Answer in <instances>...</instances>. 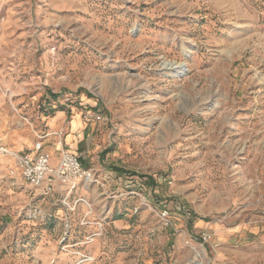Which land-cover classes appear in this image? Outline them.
Wrapping results in <instances>:
<instances>
[{
	"label": "rangeland",
	"instance_id": "374dc122",
	"mask_svg": "<svg viewBox=\"0 0 264 264\" xmlns=\"http://www.w3.org/2000/svg\"><path fill=\"white\" fill-rule=\"evenodd\" d=\"M53 105L95 114L69 195L14 155ZM0 264H264V0L1 6Z\"/></svg>",
	"mask_w": 264,
	"mask_h": 264
},
{
	"label": "built area",
	"instance_id": "2783aa9c",
	"mask_svg": "<svg viewBox=\"0 0 264 264\" xmlns=\"http://www.w3.org/2000/svg\"><path fill=\"white\" fill-rule=\"evenodd\" d=\"M100 119L101 116H98ZM60 144L57 154L52 153L46 148L45 137L37 140L31 152H22L14 154L18 159V169L25 181L36 189L41 190L45 195H51L56 192L58 187H65L69 194L81 182L90 183L95 178L93 168L84 164L82 156L66 146L64 131L56 133ZM14 172V171H12ZM162 218L166 221L169 218V212L163 211ZM207 232L202 234L203 242L211 239Z\"/></svg>",
	"mask_w": 264,
	"mask_h": 264
},
{
	"label": "crops",
	"instance_id": "0c3cea01",
	"mask_svg": "<svg viewBox=\"0 0 264 264\" xmlns=\"http://www.w3.org/2000/svg\"><path fill=\"white\" fill-rule=\"evenodd\" d=\"M7 1L8 0H0V7ZM53 106L52 109H47V115L44 117L47 131L52 133L51 137L47 138L46 144L51 141L53 142V145L50 148H46L52 153L57 154L60 149V144L56 133L64 131L66 146L72 149L76 146L75 140L77 136H84L85 131H92V120L94 119L95 114H92L89 111L87 113L84 110L78 111L75 109H73L70 114L66 109H57L55 105Z\"/></svg>",
	"mask_w": 264,
	"mask_h": 264
}]
</instances>
